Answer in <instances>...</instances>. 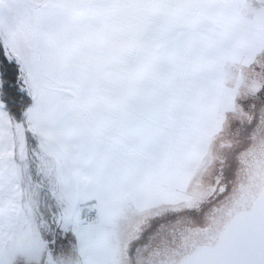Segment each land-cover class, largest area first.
I'll list each match as a JSON object with an SVG mask.
<instances>
[{"label":"snow or ice","instance_id":"obj_1","mask_svg":"<svg viewBox=\"0 0 264 264\" xmlns=\"http://www.w3.org/2000/svg\"><path fill=\"white\" fill-rule=\"evenodd\" d=\"M0 264H264V0H0Z\"/></svg>","mask_w":264,"mask_h":264}]
</instances>
